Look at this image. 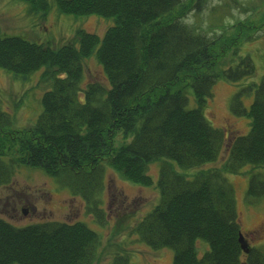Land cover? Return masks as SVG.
<instances>
[{"label": "trees", "instance_id": "1", "mask_svg": "<svg viewBox=\"0 0 264 264\" xmlns=\"http://www.w3.org/2000/svg\"><path fill=\"white\" fill-rule=\"evenodd\" d=\"M186 2L205 0H57L64 13L114 21L102 38L80 30L77 47L52 50L0 35V68L17 78L43 68L52 73L33 125L14 129L0 102V188L18 168L40 170L79 196L92 222L104 228L100 194L110 167L140 184L155 183L157 203L130 235L152 250H172V264H264V244L241 248L235 193L226 178L247 169L245 201L264 199V75L231 99L232 115L249 120L246 134L212 126L204 108L218 77L237 83L255 67L245 57L216 70L217 38L184 21ZM92 53L107 86L91 81L82 87L83 59ZM180 80L192 92V108L186 87H175ZM120 134L128 141L117 147ZM224 147L221 167L201 169ZM199 242L207 245L202 253ZM101 243L86 221L19 226L0 216V264H93ZM125 254L113 255L111 264H131Z\"/></svg>", "mask_w": 264, "mask_h": 264}, {"label": "rangeland", "instance_id": "2", "mask_svg": "<svg viewBox=\"0 0 264 264\" xmlns=\"http://www.w3.org/2000/svg\"><path fill=\"white\" fill-rule=\"evenodd\" d=\"M56 2L0 0V35L19 36L57 50L65 44L77 47L80 30L102 38L114 24L112 19L96 15L64 13ZM185 4L187 9L190 3ZM198 5L191 4L183 19L195 29L217 38L214 47L216 70L220 72L229 65L236 66L245 57H250L255 67L251 77L237 83L219 76L213 95L206 102L204 114L212 126L222 128L224 132L230 130L232 134H246L248 118L232 115L230 103L242 87L258 83L264 75V0H205ZM91 81L107 86L105 74L94 53L83 59L82 87ZM180 82L175 87L185 88L184 80ZM51 84L52 73L45 72L44 68L26 78L14 77L0 68V102L2 108L11 114L14 129L34 124L41 111V96L51 88ZM185 91L189 95L188 107L192 108L195 106L192 92L188 86ZM251 100V95L244 97L247 107ZM127 141L122 134L115 138L117 147ZM226 154L224 147L215 163L201 169L221 167ZM157 168V163L149 165L148 173L153 181ZM105 170L104 188L100 194L107 218L104 228L92 222L79 196L57 187L53 178L44 172L27 168L15 170L12 182L0 188V216L19 226L41 220L86 221L101 235L99 254L93 264H111L113 255L120 252L129 256L131 264H172V250H152L139 243L133 234L130 235L135 222L157 203L155 183L140 184L122 177L113 168L106 167ZM246 170L238 175H226V178L234 189L242 236L249 246L259 247L264 244V199L253 205L245 201ZM198 249L199 253L205 251L206 243L199 242Z\"/></svg>", "mask_w": 264, "mask_h": 264}, {"label": "water", "instance_id": "3", "mask_svg": "<svg viewBox=\"0 0 264 264\" xmlns=\"http://www.w3.org/2000/svg\"><path fill=\"white\" fill-rule=\"evenodd\" d=\"M239 242H240L241 248H242L244 251H247V250H248V244H247V242L245 241V239H244V237L242 236V234H240V236H239Z\"/></svg>", "mask_w": 264, "mask_h": 264}]
</instances>
